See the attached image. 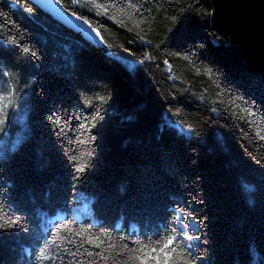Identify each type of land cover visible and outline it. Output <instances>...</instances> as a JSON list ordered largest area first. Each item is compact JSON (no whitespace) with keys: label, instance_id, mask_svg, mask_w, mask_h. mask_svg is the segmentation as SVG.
I'll use <instances>...</instances> for the list:
<instances>
[{"label":"trees","instance_id":"trees-1","mask_svg":"<svg viewBox=\"0 0 264 264\" xmlns=\"http://www.w3.org/2000/svg\"><path fill=\"white\" fill-rule=\"evenodd\" d=\"M60 3L109 55L0 0V264H264V72L204 0Z\"/></svg>","mask_w":264,"mask_h":264},{"label":"water","instance_id":"water-1","mask_svg":"<svg viewBox=\"0 0 264 264\" xmlns=\"http://www.w3.org/2000/svg\"><path fill=\"white\" fill-rule=\"evenodd\" d=\"M86 43L109 55L99 31L56 0H23ZM211 9V26L230 37L253 66L264 72V0H204Z\"/></svg>","mask_w":264,"mask_h":264},{"label":"snow or ice","instance_id":"snow-or-ice-1","mask_svg":"<svg viewBox=\"0 0 264 264\" xmlns=\"http://www.w3.org/2000/svg\"><path fill=\"white\" fill-rule=\"evenodd\" d=\"M57 3L60 2V0H56ZM29 11H31L29 9ZM85 23H88L87 21H85ZM4 45H7V46H4ZM20 48V45L18 43L15 42V39L14 38H9L7 40H0V59H7L8 57L12 56L15 54L16 50ZM23 51L25 53H30L31 57L35 58L36 61H38L40 59V54H38L36 51H32L30 48H27L25 47L23 49ZM36 67H39V64H36ZM56 116V113L53 111L50 115H49V121L51 123H59L58 120L54 119V117ZM97 116H99V113H97ZM95 119V117H94ZM81 127H83V125H81ZM262 139H264V137H262ZM75 157H72V160L75 161ZM76 167V170L79 171V172H84L86 170L87 167H89V165H74ZM79 179V178H77ZM19 220V218H17L16 220H13V221H10V223L12 224H15L17 223ZM3 226L0 225V228H2ZM175 238H170L165 247H168L169 245H171L173 243V240ZM189 240L192 239L191 236L188 237ZM208 241L205 240L204 241V244H207ZM192 247L191 244L188 245V248L190 249ZM205 252H207V248L204 249ZM205 257L204 256H200L197 258V260L194 262L192 261L191 259L190 260H186L184 262V264H199V261H202L204 260Z\"/></svg>","mask_w":264,"mask_h":264},{"label":"rangeland","instance_id":"rangeland-1","mask_svg":"<svg viewBox=\"0 0 264 264\" xmlns=\"http://www.w3.org/2000/svg\"><path fill=\"white\" fill-rule=\"evenodd\" d=\"M0 157H3L6 154V147H4L3 145L6 142V135H5V129L2 130V128H0ZM2 147V148H1ZM81 202L77 203L73 209H72V215L74 216V218L79 219L81 217H83L84 215H88L91 218L92 222H95L96 219L92 218L91 215V211H90V202L88 198H85L84 195H82L81 193L78 194ZM85 198V199H83ZM65 212L61 213V215H63ZM192 248V247H191Z\"/></svg>","mask_w":264,"mask_h":264}]
</instances>
